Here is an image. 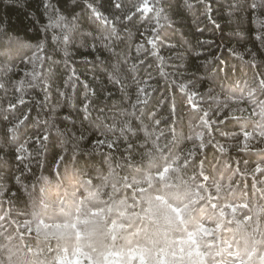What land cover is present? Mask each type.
<instances>
[{
    "label": "trees",
    "instance_id": "obj_1",
    "mask_svg": "<svg viewBox=\"0 0 264 264\" xmlns=\"http://www.w3.org/2000/svg\"><path fill=\"white\" fill-rule=\"evenodd\" d=\"M120 2L0 0V264H264V7Z\"/></svg>",
    "mask_w": 264,
    "mask_h": 264
},
{
    "label": "snow or ice",
    "instance_id": "obj_2",
    "mask_svg": "<svg viewBox=\"0 0 264 264\" xmlns=\"http://www.w3.org/2000/svg\"><path fill=\"white\" fill-rule=\"evenodd\" d=\"M185 2V6L187 8H191L192 4L189 2V0H184ZM159 0H141V2L136 6V12L143 14H147V13H152L154 18L157 21V27L160 26V19L163 17L164 13H163V9L161 7L158 6ZM113 6L115 9L118 10H122L123 5L121 4L120 0H113ZM45 7L47 8L48 5H45ZM86 7L89 8L94 20L99 21L101 24H103L105 27H107L109 24L112 23V21H110L108 19V17L104 16L100 11H98L92 4H88L86 5ZM207 8L210 9V5H206ZM249 7L252 9H257L258 7H264V0H252V3L249 4ZM133 13H130L128 16H126V19H131ZM59 21H54L53 24H58ZM0 32H2L4 35H7L6 30L4 29H0ZM111 35H116V28L113 26L110 29ZM258 39L261 40L262 43H264V33H261L260 36L257 37ZM147 43L151 46L152 48V55L156 56L159 60H161V63H163V58L159 56V52H158V44H157V40L156 39H149L147 41ZM140 47L142 48L143 45H140ZM40 51H43V46H40ZM255 65L253 64V67ZM40 73L36 72L34 74L31 75V79L33 81L37 80V78L39 77ZM257 83L264 87V74H257V78H256ZM23 81H20V84L23 85ZM146 83V82H145ZM0 87H3V85H0ZM179 90L181 93H186L187 94V100L188 103L195 109L197 107V105L194 103V99L196 96L195 92H190L188 91V85L186 84H179L178 85ZM19 90V89H17ZM140 94L144 93V89L140 88L139 90ZM139 99V97H138ZM19 103H23V100L21 99L20 101H18ZM15 105H9V109L11 110L12 108H14ZM85 108H87V105L85 106ZM27 119V117L18 120L15 124H13L11 127L8 128V133L10 137H17V131L20 128L21 125H23L25 123V120ZM47 137H45L46 139ZM22 147L17 149L18 153H21L22 151ZM17 159H22V157L20 155L17 156Z\"/></svg>",
    "mask_w": 264,
    "mask_h": 264
},
{
    "label": "clouds",
    "instance_id": "obj_3",
    "mask_svg": "<svg viewBox=\"0 0 264 264\" xmlns=\"http://www.w3.org/2000/svg\"><path fill=\"white\" fill-rule=\"evenodd\" d=\"M246 219H251V217H246Z\"/></svg>",
    "mask_w": 264,
    "mask_h": 264
}]
</instances>
